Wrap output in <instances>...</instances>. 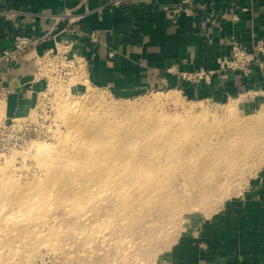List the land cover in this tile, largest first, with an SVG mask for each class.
Segmentation results:
<instances>
[{
    "label": "rangeland",
    "instance_id": "374dc122",
    "mask_svg": "<svg viewBox=\"0 0 264 264\" xmlns=\"http://www.w3.org/2000/svg\"><path fill=\"white\" fill-rule=\"evenodd\" d=\"M73 83L52 135L0 156L3 263L31 264L38 256L47 264H168L181 235L264 169V87L218 101L171 88L122 98L80 76ZM157 97L162 106L152 103ZM86 116L131 145L82 161L104 150L84 149ZM42 141L50 149L41 151ZM14 206L15 215L7 214Z\"/></svg>",
    "mask_w": 264,
    "mask_h": 264
},
{
    "label": "crops",
    "instance_id": "0c3cea01",
    "mask_svg": "<svg viewBox=\"0 0 264 264\" xmlns=\"http://www.w3.org/2000/svg\"><path fill=\"white\" fill-rule=\"evenodd\" d=\"M181 0H132L120 7L102 0H0V9L17 7L25 13L16 21L0 18V45L10 47L17 34L37 36L53 25L51 15L66 9L90 12L77 27L75 51L86 57V79L117 97L175 89L191 99L237 100L249 90L264 87V72L251 76L220 71L217 58L227 55L230 37L245 39L253 30L264 37V0H191V14L167 20L163 6ZM102 6V7H101ZM217 13L216 23L207 18ZM226 16H222V13ZM96 33L92 41L89 33ZM67 35L72 36L70 32ZM50 40L36 49L54 48ZM215 70L210 83L185 80L182 72ZM34 61L18 64L0 59V84L15 87L5 103L9 116H25L32 108ZM168 264H264V169L244 191L229 197L210 219L172 246Z\"/></svg>",
    "mask_w": 264,
    "mask_h": 264
},
{
    "label": "built area",
    "instance_id": "2783aa9c",
    "mask_svg": "<svg viewBox=\"0 0 264 264\" xmlns=\"http://www.w3.org/2000/svg\"><path fill=\"white\" fill-rule=\"evenodd\" d=\"M81 1L87 3L88 0ZM102 1L103 7L116 8L132 0ZM163 10L170 22H176L181 14L189 15L193 11L191 0H181L180 4L175 6L164 5ZM89 12V9L84 12L73 8L66 9L62 13L51 15L53 25L49 31L37 36L17 34L10 47L0 45V59L7 63L18 64L26 58L34 61L33 83L39 85L34 90L35 102L27 115L9 116L6 110L0 115V156L24 149L35 139L52 135L58 122V108L61 107L63 95L74 94L75 85L83 84L73 83L74 79L79 76L86 78L87 59L75 51L73 35L83 36L86 33L76 25ZM24 13L20 8L7 7L0 9V18L16 21ZM216 15L217 13L211 12L207 20L212 24L216 23ZM222 16L225 17L226 13H222ZM68 32L72 36L67 35ZM89 36L92 41L96 40L94 31H91ZM50 40L55 42L54 48H49L43 53L36 51L39 45ZM217 63L220 71L238 72L248 77L257 69L264 72V37L253 30L245 39L236 34L232 35L229 53L218 57ZM214 73L215 70L200 68L182 72L181 76L194 83H210ZM14 92L15 87L1 82L0 105L6 103ZM42 258L44 257H35L31 264H47ZM0 264L6 263L0 261Z\"/></svg>",
    "mask_w": 264,
    "mask_h": 264
},
{
    "label": "bare ground",
    "instance_id": "6f19581e",
    "mask_svg": "<svg viewBox=\"0 0 264 264\" xmlns=\"http://www.w3.org/2000/svg\"><path fill=\"white\" fill-rule=\"evenodd\" d=\"M167 95V94H166ZM174 94H172L171 96H173ZM175 97V96H174ZM165 98V96H164ZM173 98V97H172ZM167 99V98H166ZM169 99V98H168ZM154 102L152 103H156V104H160L162 101L160 99V97H157L155 99H153ZM163 100V99H162ZM179 100V99H178ZM172 101V100H171ZM165 102V101H163ZM180 102V101H179ZM167 103V102H166ZM236 103V102H235ZM165 104V103H164ZM162 106V104H160ZM157 106V105H156ZM159 106V105H158ZM237 108V107H236ZM5 112V103H1L0 105V115H2ZM81 114V113H80ZM205 115V113H203ZM89 115V114H88ZM201 115V114H200ZM199 115V116H200ZM84 116V115H83ZM94 116V115H92ZM190 116V115H189ZM197 115L194 114V117H196ZM85 117V116H84ZM191 118V117H190ZM81 120V119H80ZM103 120H99L96 118H93L91 116H86V118H83V121L80 123L79 125V131L83 134L84 138H86L89 142L86 144V146H84V149H91V147H96L98 145H102L104 147L103 152L98 153V154H88V156H86V158H84L82 161H91L96 162V160H99L100 157H103L105 155V153L113 148V149H118V148H122V144L125 143L126 145H131L128 144L129 141L128 139L122 137H117L115 135H110L107 131V125H105L101 122ZM197 123V122H196ZM185 137V136H184ZM211 138V137H210ZM123 142V143H122ZM160 144H164V142H155V145H160ZM36 145L40 148L41 151H45L50 149V143L49 142H36ZM189 145V144H188ZM125 146V145H124ZM83 152V151H82ZM142 152V151H141ZM124 152H121L120 154H118L116 156V158H121V157H125ZM133 156V155H132ZM212 156V155H211ZM134 158V157H133ZM143 160V159H142ZM213 160V158H212ZM222 160V159H221ZM128 162V161H127ZM233 165V164H232ZM229 167V166H228ZM228 167L226 169H228ZM147 171V170H146ZM163 174V173H162ZM168 174V173H167ZM184 174V173H183ZM5 181V177L4 174L2 172H0V183ZM58 188V187H57ZM12 207V204H10ZM10 207V208H11ZM50 207V206H49ZM9 208V209H10ZM183 208V207H182ZM18 208L17 207H13L12 209H10L7 214L14 216L15 214H13L14 212H17ZM39 219V218H38ZM6 220V219H5ZM40 223H35V226H37Z\"/></svg>",
    "mask_w": 264,
    "mask_h": 264
}]
</instances>
